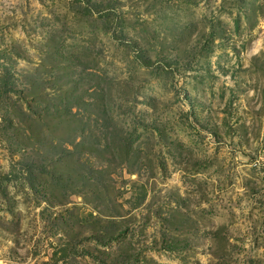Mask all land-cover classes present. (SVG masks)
I'll return each instance as SVG.
<instances>
[{
  "label": "rangeland",
  "instance_id": "obj_1",
  "mask_svg": "<svg viewBox=\"0 0 264 264\" xmlns=\"http://www.w3.org/2000/svg\"><path fill=\"white\" fill-rule=\"evenodd\" d=\"M0 264H264V0H0Z\"/></svg>",
  "mask_w": 264,
  "mask_h": 264
},
{
  "label": "trees",
  "instance_id": "obj_2",
  "mask_svg": "<svg viewBox=\"0 0 264 264\" xmlns=\"http://www.w3.org/2000/svg\"><path fill=\"white\" fill-rule=\"evenodd\" d=\"M3 88H5V89H7V90H11V88L10 87H8V85L7 84H4L3 85ZM5 120V119H4Z\"/></svg>",
  "mask_w": 264,
  "mask_h": 264
}]
</instances>
